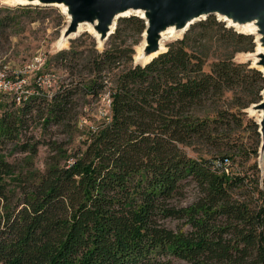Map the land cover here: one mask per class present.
Segmentation results:
<instances>
[{
    "label": "trees",
    "instance_id": "trees-1",
    "mask_svg": "<svg viewBox=\"0 0 264 264\" xmlns=\"http://www.w3.org/2000/svg\"><path fill=\"white\" fill-rule=\"evenodd\" d=\"M42 8L64 19L0 5V36ZM145 26L119 17L101 50L70 39L34 71H64L52 91L0 93V264H264L259 125L246 120L247 143L233 131L262 98V72L234 60L254 37L209 15L138 63ZM190 182L193 201L174 205Z\"/></svg>",
    "mask_w": 264,
    "mask_h": 264
},
{
    "label": "water",
    "instance_id": "water-1",
    "mask_svg": "<svg viewBox=\"0 0 264 264\" xmlns=\"http://www.w3.org/2000/svg\"><path fill=\"white\" fill-rule=\"evenodd\" d=\"M29 1H36V3ZM17 4L43 6L63 4L66 7V12H62L67 17V31H73L78 22L96 21L95 29L103 39L99 45H102L114 31L119 17L139 16L137 13H128L127 15H118V13L141 11L144 17H139L144 19L146 25L142 32L145 45L141 49L142 54L135 58V62L138 63H142L144 58L149 56L146 61L148 62L163 51L156 52L158 47L156 38L166 26L187 24L186 30L194 21L204 19L209 15H217L219 19L226 22L227 26L232 27L255 21L256 29L253 33L258 34L257 43H260L264 48V0H28L26 3ZM111 23H113V29L107 32ZM71 37L66 39L69 40ZM154 51L156 53L151 54ZM246 61H249V58ZM251 65L262 72L264 77V52L260 53L257 62L251 63ZM261 96V100L251 104L253 109L262 110L261 128L258 130L260 158L264 157V86Z\"/></svg>",
    "mask_w": 264,
    "mask_h": 264
},
{
    "label": "rangeland",
    "instance_id": "rangeland-1",
    "mask_svg": "<svg viewBox=\"0 0 264 264\" xmlns=\"http://www.w3.org/2000/svg\"><path fill=\"white\" fill-rule=\"evenodd\" d=\"M0 5H8L14 6L15 4L11 3L8 0H0ZM43 6V5H41ZM54 9H57L56 12L63 14L64 19H60L58 14L55 12H51L50 10H31L29 13H20L19 24L15 27L8 30V35L0 36V72L5 75V77L10 81H15L17 79V75L21 74L25 77V82L22 83V89L29 91L33 81L39 82L44 89L47 91H52L55 89L58 82H60L64 77L65 73L63 70L59 69H52L49 71L43 70V72L36 76V65L37 62H34V57H44L46 58L49 54L55 52L59 48H67L69 45V40L74 39L77 37H84L85 33L90 34L94 37L96 42V47L101 50L104 47L105 42L102 45H99L97 42L96 37L92 32H88L86 30L79 31L77 34L73 35L67 42L62 45V47H58V39L61 32H63L64 28L67 25V17L62 12L61 6H49ZM216 19L221 20L218 18L217 15H214ZM207 17V16H206ZM205 17V18H206ZM204 18V19H205ZM202 20V18L200 19ZM199 20L194 21L193 23ZM223 21V20H221ZM117 22V21H116ZM225 22V21H224ZM226 23V22H225ZM236 31L241 32L237 27H233ZM184 33V32H183ZM183 33L180 35L168 38L163 46L164 50L166 49V44L169 41H172L176 38H180ZM244 33V32H243ZM255 47L254 50L251 52H240L237 53L234 57L235 61H246V55L248 53L255 54L257 52L258 47V34L253 33ZM86 39V38H85ZM144 38L142 35V39L140 43L136 46L135 52L137 53L138 48H141V44ZM88 42V40L86 39ZM85 42V43H87ZM61 45V44H59ZM260 46V44H259ZM260 53V52H259ZM255 57V56H254ZM135 58V57H134ZM253 58L249 59V66ZM107 94H104L101 101L100 106L105 107L107 104ZM97 104L94 103L91 105L94 109L97 108ZM249 107L245 108L244 111L246 115L242 118L241 127L236 128L234 127L233 131H237V135H239L238 141H242L243 143L250 142L252 140L251 135L248 131V127L244 126L245 122L248 118H254L256 120V114L252 115L251 111L248 109ZM46 137L51 136L52 138L62 139L65 137V134L62 132L60 128H56V130L52 131V135H45ZM186 151L189 154H194L191 148H187ZM46 155V148L41 146L38 151V156L36 158V165L38 167H42L43 158ZM12 159L11 156L8 157ZM208 160L212 161L216 158V156H212L211 154L208 155ZM264 157L260 158L259 150L257 153L256 161L257 165L260 167L263 164ZM253 160L250 159L247 162L242 161L240 158H236L234 167H246L249 163ZM196 195V190L193 187V183H189L185 185L183 194L177 198L172 200L173 204L176 206H184L191 203ZM181 221L176 219H169L166 221V225L169 227H176L179 225Z\"/></svg>",
    "mask_w": 264,
    "mask_h": 264
},
{
    "label": "bare ground",
    "instance_id": "bare-ground-1",
    "mask_svg": "<svg viewBox=\"0 0 264 264\" xmlns=\"http://www.w3.org/2000/svg\"><path fill=\"white\" fill-rule=\"evenodd\" d=\"M8 1H10L13 4L28 2V0H8ZM29 2L36 3V1H29ZM58 6L62 7V11L64 13L66 12V7L63 4H58ZM128 13H137V15L144 17L143 12H141V11H136V12L123 11V12L118 13V15H127ZM192 20H194V19H192ZM254 24H255V21H251V22L243 23L237 27L241 32L253 33L256 29ZM95 25H96V21H93V22L81 21V22H78L76 24L75 29L71 32H68L67 27H65L63 32H61L62 35H60V37L58 39V47H62V45H64L67 42V39H66L67 37H71V36L75 35L76 33H78L79 31H82V30L92 32L94 34V36L96 37L98 44H101L103 39H101V34L98 31H96ZM185 27H187V24H183L182 26H177L175 24H172V25L166 26L164 29H162L156 38V40L158 42V47H157L156 52L164 50V46H163L164 42L170 37L180 35L185 30ZM112 29H113V23H111L108 26L107 32H110ZM59 44H61V45H59ZM259 44L260 43H258L257 52H255V54L248 53L246 55V57L249 59L253 58V61L251 62L252 64H255L257 62L258 55L260 53L264 52V48L262 47L261 44L259 46ZM144 45H145V41L143 40V42L141 44V48L140 49L138 48V51L135 54V58L139 57L142 54L141 49L144 47ZM156 52L154 51L151 54H154ZM148 57L144 58L142 63H145L149 59ZM248 109H249V111H251L252 115L256 114V122L259 125V128H258V130H259L261 128L260 121L262 119V110L261 109H257V110L253 109L251 105Z\"/></svg>",
    "mask_w": 264,
    "mask_h": 264
},
{
    "label": "built area",
    "instance_id": "built-area-1",
    "mask_svg": "<svg viewBox=\"0 0 264 264\" xmlns=\"http://www.w3.org/2000/svg\"><path fill=\"white\" fill-rule=\"evenodd\" d=\"M45 58L44 57H34V62H37L36 70L40 68L43 64ZM17 79L15 81L8 80L3 73L0 72V93H10L13 95L14 100L18 103L20 101L21 96L28 92L22 89V83L25 82V77L21 74L16 76Z\"/></svg>",
    "mask_w": 264,
    "mask_h": 264
}]
</instances>
